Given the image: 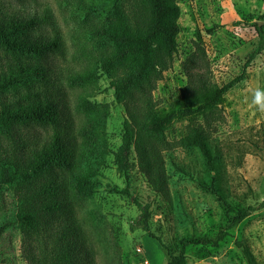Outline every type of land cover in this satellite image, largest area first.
Here are the masks:
<instances>
[{
  "label": "trees",
  "instance_id": "1",
  "mask_svg": "<svg viewBox=\"0 0 264 264\" xmlns=\"http://www.w3.org/2000/svg\"><path fill=\"white\" fill-rule=\"evenodd\" d=\"M92 1L95 23L87 32L92 51L85 67L64 76L66 85L79 90L73 115L65 103L59 108L42 61L45 53H61L59 39L28 34L39 23L35 18L0 17V48L8 56L1 84L17 98L0 111V196L9 191L13 199V221L1 225L0 233L11 224L16 226L25 264H93L83 208L100 185L106 157L113 154L123 167L132 153L150 190L170 204L164 153L175 148L195 150L206 170L215 172L201 186L216 196L227 222L214 238L180 241L175 254L156 239L168 255L165 264H186L188 246L217 247L228 230L264 209L262 200L229 215L230 204L216 184L220 155L209 145L221 120L222 97L244 80L255 58L264 52V27L254 25L257 46L244 58L238 74L220 85L212 81L204 49L196 45L181 64L185 84L179 90V107L161 113L153 94L177 53V0ZM101 73L125 112L121 144L114 153L106 132L108 106L91 101ZM65 113L70 118L64 121ZM177 123L181 127L175 134ZM35 127L44 128L43 135L24 133ZM118 193L129 196L128 182ZM134 202L147 213V208ZM235 246L247 264H257L246 241L236 240Z\"/></svg>",
  "mask_w": 264,
  "mask_h": 264
},
{
  "label": "rangeland",
  "instance_id": "2",
  "mask_svg": "<svg viewBox=\"0 0 264 264\" xmlns=\"http://www.w3.org/2000/svg\"><path fill=\"white\" fill-rule=\"evenodd\" d=\"M92 2L0 0V17L35 18L39 23L28 34L45 40L59 39L61 53H45L42 61L59 108L65 103L71 115L79 90L66 85L64 76L85 67L86 57L92 51L87 39V32L95 23L90 11ZM177 4L180 11L177 53L153 94L161 113L179 107V90L185 84L181 64L196 45L204 49L212 81L220 85L238 74L244 58L257 46L254 25L264 27V0H177ZM7 57L0 48V111L17 100L14 91L1 84ZM98 84L91 101L108 106L106 132L114 153L121 144L125 112L115 102L105 74H100ZM257 89L264 90V52L255 58L244 80L222 97L221 120L209 141L220 155L216 184L230 204L229 215L239 207L264 200V98L259 107L254 105ZM65 114L64 121L70 118ZM180 127L181 124H175V134ZM24 133L43 135L44 128L26 129ZM164 155L170 204L150 190L136 168L132 153L123 167L116 164L113 154L106 157L98 177L100 185L83 208L93 264H165L168 255L156 239L175 254L180 241L214 238L224 228L227 215L222 205L201 186L208 184L215 172L206 170L195 150L175 148ZM126 182L129 196L118 193ZM134 200L147 208L146 214ZM0 202V226L12 223L11 193L4 192ZM228 233L217 247L188 246L186 264H247L235 246L236 240L246 241L256 263L264 264V209L253 212ZM20 240L14 224L4 228L0 233V264H25Z\"/></svg>",
  "mask_w": 264,
  "mask_h": 264
},
{
  "label": "clouds",
  "instance_id": "3",
  "mask_svg": "<svg viewBox=\"0 0 264 264\" xmlns=\"http://www.w3.org/2000/svg\"><path fill=\"white\" fill-rule=\"evenodd\" d=\"M264 98V90L257 89L256 92L254 93V105L257 107L260 106L261 100Z\"/></svg>",
  "mask_w": 264,
  "mask_h": 264
}]
</instances>
